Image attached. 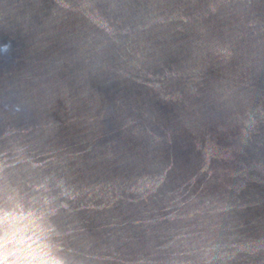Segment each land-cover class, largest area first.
Wrapping results in <instances>:
<instances>
[{"label":"water","instance_id":"water-1","mask_svg":"<svg viewBox=\"0 0 264 264\" xmlns=\"http://www.w3.org/2000/svg\"><path fill=\"white\" fill-rule=\"evenodd\" d=\"M0 264H264V0H0Z\"/></svg>","mask_w":264,"mask_h":264}]
</instances>
